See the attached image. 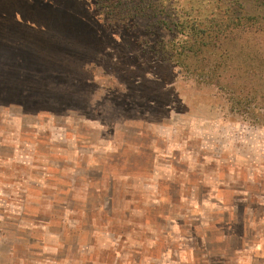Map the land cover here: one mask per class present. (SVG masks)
<instances>
[{
  "label": "rangeland",
  "instance_id": "rangeland-1",
  "mask_svg": "<svg viewBox=\"0 0 264 264\" xmlns=\"http://www.w3.org/2000/svg\"><path fill=\"white\" fill-rule=\"evenodd\" d=\"M240 14L264 0H0V264H264L253 33L229 64L184 26Z\"/></svg>",
  "mask_w": 264,
  "mask_h": 264
},
{
  "label": "trees",
  "instance_id": "trees-1",
  "mask_svg": "<svg viewBox=\"0 0 264 264\" xmlns=\"http://www.w3.org/2000/svg\"><path fill=\"white\" fill-rule=\"evenodd\" d=\"M226 16H220L219 18L215 17V16H211L208 19H206V21L202 22L203 24L199 22H197L196 20H188L187 25H184L186 27H188V29L191 32V35H195L196 36V40L197 42H193V46H195V48L189 46L190 50L193 51V53H199V52H206V51H211L212 48L217 47V45H220L222 47L221 50H219V54H223L222 57L224 59H227V63H233L232 57L231 55H229V53L227 54V56H225V50L226 49L227 52L230 51L232 48L240 46L241 47V43H239L237 45V42L235 40H233V38H231L232 36H236L237 38L240 37V32L245 30L251 31L253 33V37L251 36V40L249 41L250 43H248V46L252 47V54L251 56H249L246 60L248 62H250V64L253 65V70L252 73L247 76L245 78V80H251L252 85L254 87H257L255 85V81L256 80H261V84H259L258 88H252L253 91V98L258 99L259 100V104L261 102H263V107H260V110H263L261 112H256L255 114V108H252L250 110L253 118L254 116L257 117H264V39L261 40L258 38V34H260L262 36V38H264V19L263 17H255L253 15H248V16H242V14H240L236 19H238V21L236 22V20L232 19V25L230 26H236L237 30L229 28V24L230 21L226 22ZM241 19H248L249 24L248 26H241L239 25V22ZM247 21V20H246ZM183 25V23L181 24V26ZM183 27V26H182ZM222 32V33H220ZM228 35V37H226ZM226 37V38H225ZM243 43H245L243 41ZM193 48V49H192ZM195 49V50H194ZM235 49H233L234 51ZM232 51V50H231ZM207 53V52H206ZM192 56V55H191ZM237 64V63H235ZM238 68V67H236ZM235 77H236V82L238 87L239 85L242 84V76L239 73V69L236 70L235 73ZM244 80V81H245ZM248 83V81H245ZM251 85V84H250ZM240 100H238L239 102Z\"/></svg>",
  "mask_w": 264,
  "mask_h": 264
}]
</instances>
